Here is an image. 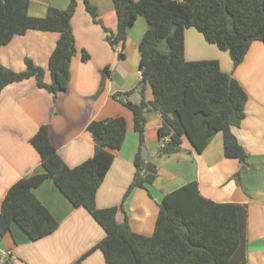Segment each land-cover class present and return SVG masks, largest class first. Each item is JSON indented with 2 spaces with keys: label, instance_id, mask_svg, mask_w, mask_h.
I'll use <instances>...</instances> for the list:
<instances>
[{
  "label": "trees",
  "instance_id": "trees-1",
  "mask_svg": "<svg viewBox=\"0 0 264 264\" xmlns=\"http://www.w3.org/2000/svg\"><path fill=\"white\" fill-rule=\"evenodd\" d=\"M31 0H0V46L15 35L30 29L59 33L49 58L52 81L44 80L45 70L30 58L26 69L16 71L0 63V94L9 84L34 77L37 85L54 95L66 91L70 84V65L76 53L72 17L77 0L65 9L50 6L45 16L29 13ZM117 30L106 27L91 0H84L93 20L107 32L112 44H125L129 27L144 15L149 28L140 43L141 79L137 89L142 101L131 99L134 90L115 92L133 113L139 146L134 158L135 173L120 206L99 208L96 197L115 155L127 133L124 116L92 120L88 124L96 149L92 157L70 167L51 140L47 124L31 138L41 156L42 173L25 176L8 189L0 211V237L18 224L32 240L52 234L58 220L34 193V188L50 178L75 207H84L103 227L105 237L90 251L100 249L106 264H248V205L217 202L200 192L196 180L167 192L159 204V214L152 235L131 229L126 215L118 222L119 207L124 209L135 188H150L157 175V165L142 154L145 143L147 108L160 111L158 129L159 154L171 155L182 149L187 136L198 152H203L218 132L223 133L224 154L237 158L246 170L248 153L233 132L245 117L248 95L230 73L223 71L218 60L190 61L185 56V30L194 27L210 43L229 51L238 65L255 40L264 43V0H113ZM85 51L83 59H89ZM97 95L105 87L110 66L102 71ZM152 87L155 99H145L146 85ZM89 253V252H88ZM87 253V254H88ZM85 254V255H87ZM83 255L75 264H80ZM12 257V256H11ZM11 257L4 264H13Z\"/></svg>",
  "mask_w": 264,
  "mask_h": 264
},
{
  "label": "crops",
  "instance_id": "crops-1",
  "mask_svg": "<svg viewBox=\"0 0 264 264\" xmlns=\"http://www.w3.org/2000/svg\"><path fill=\"white\" fill-rule=\"evenodd\" d=\"M72 17L76 39V53L72 58L70 84L66 91L53 94L37 85L34 77L7 85L0 94V211L10 186L22 177L44 171L41 156L31 138L43 124H47L50 137L58 153L70 166L75 167L92 157L96 144L88 124L92 120L124 116L127 124L126 139L114 149V161L98 189L99 208L120 206L131 183L134 158L139 146V135L134 127L132 111L114 98L115 92L134 90L131 99L142 101L137 89L141 79L140 43L149 28L148 20L139 15L129 27L125 44H110L105 29L96 23L77 0ZM70 0H31L29 13L43 17L50 6L65 9ZM98 9L106 27L117 30L118 15L113 0H91ZM59 33L30 29L15 35L0 46V63L16 71L26 69L30 58L45 70L44 80L52 81L49 58ZM90 57L83 59V53ZM185 56L187 60H218L223 71L239 81L248 95L245 117L233 132L248 153L250 166L240 178L235 175L242 168L237 158L224 154L223 133L218 132L203 152H198L187 136L181 151L171 155L159 154L158 129L162 124L159 110L147 108L143 157L157 165L158 175L150 188H135L119 207L118 222L129 218L131 229L152 235L156 227L163 196L183 184L196 180L202 195L217 202L246 203L248 205V264H264V43H251L244 59L234 65L227 50L208 42L194 27L185 30ZM109 65L104 90L97 95L102 69ZM145 99H155L152 87H145ZM34 193L58 220V228L50 235L32 240L13 223L0 237V246L12 251L13 264H106L100 249L90 251L105 237L103 227L84 208L75 207L59 190L54 181L46 179L34 188Z\"/></svg>",
  "mask_w": 264,
  "mask_h": 264
},
{
  "label": "built area",
  "instance_id": "built-area-1",
  "mask_svg": "<svg viewBox=\"0 0 264 264\" xmlns=\"http://www.w3.org/2000/svg\"><path fill=\"white\" fill-rule=\"evenodd\" d=\"M12 256V251L10 249H3L0 246V264H4L7 258Z\"/></svg>",
  "mask_w": 264,
  "mask_h": 264
}]
</instances>
